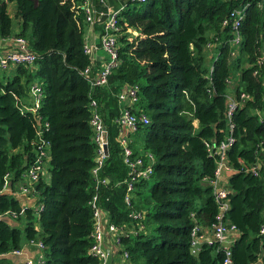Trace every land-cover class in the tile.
<instances>
[{
    "label": "trees",
    "instance_id": "trees-1",
    "mask_svg": "<svg viewBox=\"0 0 264 264\" xmlns=\"http://www.w3.org/2000/svg\"><path fill=\"white\" fill-rule=\"evenodd\" d=\"M11 2L21 21L15 33ZM81 2L0 0V37H23L36 56L32 65L14 66L12 78L0 77V188L5 174L10 175L13 191L23 180L35 154L37 116L48 124L41 128L50 155L48 180L41 174L32 184L34 208L26 207L20 214L17 198L0 193V212L15 213L0 219V255L40 242L43 264H100L90 253V203L96 195L97 207L115 225L133 226V210L143 214L144 225L154 224L153 236L140 232L121 237L117 252L127 254L128 264H222L225 254L218 241L202 243L191 253L190 230L195 224L203 230L216 222L217 203L209 184L216 157L206 142L226 138L227 97L232 96L241 104L234 114L235 141L227 150L231 170L224 183L230 190L226 220L237 233L230 243V260L264 264V0L127 3L117 16V64L107 83L93 88L89 79L97 73V61L84 51L85 14L73 7ZM245 3L241 41L234 44L232 22L223 26V21ZM94 32H102L96 21ZM233 75L237 81L231 88ZM33 77L42 88L36 114L20 110L30 103L24 100ZM127 88H135L137 94L129 109L149 119L135 132L142 138L137 148L135 141L130 145L135 155L150 153L154 158L151 178L135 184L131 207L124 201L128 169L116 122L119 94ZM241 93L249 97L241 100ZM92 99L108 141L98 183L92 174ZM255 165L256 174L250 171ZM138 200L150 203V209L144 211ZM0 264L10 263L0 258Z\"/></svg>",
    "mask_w": 264,
    "mask_h": 264
},
{
    "label": "built area",
    "instance_id": "built-area-1",
    "mask_svg": "<svg viewBox=\"0 0 264 264\" xmlns=\"http://www.w3.org/2000/svg\"><path fill=\"white\" fill-rule=\"evenodd\" d=\"M147 0H126V4L120 6L115 10H111L107 6L106 0H100L101 4L106 8L102 12H99V15L103 16L102 21V32L100 34V47L105 52L107 58L102 66V68L94 74L92 78L89 79L90 88L95 86H102L107 83L108 76L112 68L117 64L118 60V47H117V36L118 26H117V16L119 12L127 5V3H143ZM80 4V3H79ZM78 4V5H79ZM73 4V7L81 8L85 14V20L88 23H93L94 9H93V0H82L81 4L78 6ZM247 3L242 7L233 9L229 17L223 21V26L232 22L233 33L235 35L233 39L234 44H239L241 41V35L239 31L240 23L245 18ZM2 43H0V69H6L7 67H12L16 65H32L36 59V56L28 47L27 41L23 37H10L7 39L0 38ZM210 45V44H209ZM211 46V45H210ZM95 45L89 42L87 37L84 51L88 55L94 52ZM94 60V56L91 58ZM90 68L87 67L84 70V75L87 77L89 74ZM212 71V67L210 68ZM230 83V81H229ZM28 95L30 98V103L23 105L20 110L23 112H30L36 114L37 109L40 106L42 88L41 85L36 82L32 83L29 86ZM249 96L245 93H241L240 98H248ZM137 99L136 89L129 88L127 92H121L119 94V100L122 104L123 102H128V104L122 106L120 109V114L116 119L117 124L120 127L121 134L119 136V143L122 149V160L128 169V176L125 179L124 183L126 185V193L124 196L125 204L128 207L132 205L133 192L135 190V184L142 179L149 180L153 174V155L147 153L146 155H135L133 149L130 146L131 139L129 138L130 134L135 133L138 130V127L141 124H147L149 119L146 114L134 113L129 109V105H132ZM129 100V101H128ZM227 109L225 112V118L227 121L228 133L224 140L219 143L206 142L207 149L214 154L216 157V168L214 170V176L210 179L209 184L212 187V193L214 199L217 203V214L215 216L216 222L212 224L211 230L213 232L212 238H205L203 230L198 224H195L190 230V250L191 253H197L200 245L207 242L211 244L214 241H218L223 249L225 258L222 264H232L230 260V243L231 241L227 240V236L231 232H236L234 225H231L226 220V214L229 209V199L228 194L230 190L221 183V178L224 172L231 170V166L227 161V150L234 143V114L237 111L241 101H238L232 96L227 97ZM91 107V118L90 124L93 129V142L96 145L95 158H94V167L92 169L93 177L96 182H99L98 174L100 167L102 166L105 158L108 155L107 151L104 149V146L108 147L107 141V130L102 122L101 116L97 110V102L92 99L90 101ZM36 125L39 127L36 140H35V154L33 160L26 167L22 178H26L28 183L21 181L18 191L21 194L27 196H33V182L36 181L41 174L44 175L43 165L45 158L48 155L49 144L42 138V131L47 127V123H41V118L37 116ZM258 166H251L250 171L254 174L257 173ZM4 182L2 188H0V193H9L14 195L15 191L9 182L10 175L5 174ZM18 192V193H19ZM97 196L94 195L91 200V208L93 209V231L92 238L93 243L90 247V253L95 255L99 260L100 264H105L106 257L108 255V250L104 246V232L103 225L106 224V231L109 235L112 236L113 243L115 246H120V239L122 236H134L139 234L144 230V224L141 222L143 219V214L139 211H131L129 216L135 220L133 226L115 225L109 220L107 213L96 205ZM28 206H21L20 214ZM15 213L11 210H6L3 213L0 212V219L3 218H13ZM106 218V222L104 221ZM264 229H261V232ZM35 245L41 251L40 255L36 259H29L27 264H43V254H42V245L40 242H36ZM22 249V248H21ZM20 249V250H21ZM20 250L11 251L13 254H19ZM123 257L127 259V254L123 252Z\"/></svg>",
    "mask_w": 264,
    "mask_h": 264
},
{
    "label": "crops",
    "instance_id": "crops-1",
    "mask_svg": "<svg viewBox=\"0 0 264 264\" xmlns=\"http://www.w3.org/2000/svg\"><path fill=\"white\" fill-rule=\"evenodd\" d=\"M99 2H100V0H99ZM106 3H107V6H109L111 10H115V9L119 8L120 6L126 4V0H106ZM97 7H99V8L97 9ZM93 9H94L93 23L87 22L86 23V30H85L86 36L89 38V40L92 36V31H94V22L96 21V23L101 24L103 21V16L99 15V12H102L104 9L106 10V8L101 4V2L98 5L94 0H93ZM97 10H99V12ZM96 14H97V16H96ZM94 37H95V41H94V45H95L96 44V38L98 37L100 40L99 33L94 32ZM0 43H2V40H0ZM96 45H95L96 48H95L93 54H94V60L97 61V66L95 67V70L97 72L102 68V66L105 62V57L101 56L97 52L96 49H97V47H99V45H97V46ZM128 89L129 88H127L123 92H127ZM126 104H128V102H125V105ZM135 135H136V133L130 134L129 138L131 139V143L133 141H135L134 139H136V137H138ZM136 144H139V143L138 142L134 143L133 144L134 148H137ZM133 147H131V148L133 149ZM227 172H224V174L222 175V178H221L222 184H224L226 179H227V175H228ZM19 185H20V183L18 184L16 190L19 189ZM16 190H15L14 196L19 201V204L21 206H22V204H25V205H28V207L34 208V205H35V201H33L34 198H31L30 196L18 193ZM104 221L105 222L107 221L106 218H104ZM10 223L13 224V222H10ZM203 230H204L203 233L205 234V238H212L213 237V232H212L211 228H204ZM103 232H104V238H103L104 239V246L108 250V254H111V257H112L111 258V264H124V261H128L126 258L123 257V253L118 254V252H117L118 246L114 245L112 236L107 233L106 224L103 225ZM236 236H237L236 232H231L228 234L227 240L231 241ZM40 253H41V251L38 249V247L35 244L29 243V244H25L22 247L19 254H13L12 252H10L8 254L0 255V258H5L10 264H27V261L29 259H36L40 255ZM115 255L120 258V261L114 262L113 258L115 257Z\"/></svg>",
    "mask_w": 264,
    "mask_h": 264
},
{
    "label": "rangeland",
    "instance_id": "rangeland-1",
    "mask_svg": "<svg viewBox=\"0 0 264 264\" xmlns=\"http://www.w3.org/2000/svg\"><path fill=\"white\" fill-rule=\"evenodd\" d=\"M8 10H9V13L11 14V17H12L11 32L15 33L17 31H19L20 22L21 21H20V18L18 16H16V14H15V5H14V3L11 2L10 4H8ZM97 11L99 12V10H97ZM83 28H84V30H86V24L83 25ZM99 43H100V40L97 37L96 38V44L98 45ZM96 50L101 56L105 57V60H106L107 56H106L105 52L103 51V49L100 47V45H99V47H97ZM14 73H15V67L14 66L7 67L6 69H0V77L2 78L3 81H6L7 78H12ZM236 81H237V77L235 75H233V77H231V84H230L231 88L236 84ZM36 82H39V79L37 77H33L31 79V81H30V83H36ZM26 96L27 97L25 98L24 101L26 103H28V102H30V98H29L28 95H26ZM121 105L124 106L125 102H123ZM134 140H135L136 143L137 142L140 143L142 141L141 138H138V137H136V139H134ZM19 150H20V148H19ZM49 167H50V155L48 153L47 157L45 158L44 165H43V170H44L43 171L44 172L43 179L45 181L48 180L47 172H48ZM23 181L28 183V180L26 178H23ZM16 191L19 192L18 190H16ZM31 198H34L33 201H35V197L34 196H31ZM138 202L142 205V207H143L142 209L144 211H147V209H150V207H151V204L148 203V202H145L144 200H142V201L138 200ZM22 206H28V205L22 204ZM151 212H152V210H151ZM24 223H25L24 218H21L19 220L18 227L20 229H22L24 227ZM142 232L144 234L149 235V236L155 235L154 224L153 223H147V221H146V223L144 225V230ZM113 259H114V262L120 261V258L118 256H116V255H115V257ZM128 263H129L128 261H124V264H128Z\"/></svg>",
    "mask_w": 264,
    "mask_h": 264
},
{
    "label": "water",
    "instance_id": "water-1",
    "mask_svg": "<svg viewBox=\"0 0 264 264\" xmlns=\"http://www.w3.org/2000/svg\"><path fill=\"white\" fill-rule=\"evenodd\" d=\"M96 16H97V14H96ZM94 41H95L94 31H92V36H91L89 42H90L91 44H94ZM93 56H94V54L91 53V54H90V58H92ZM104 149L107 151V147H106V145L104 146ZM106 181H108V179H106ZM5 220H6V219H5ZM111 258H112V257H111V254H108L107 257H106L105 264H111Z\"/></svg>",
    "mask_w": 264,
    "mask_h": 264
}]
</instances>
